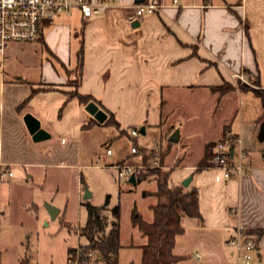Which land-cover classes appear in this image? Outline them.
Here are the masks:
<instances>
[{"label":"crops","instance_id":"crops-1","mask_svg":"<svg viewBox=\"0 0 264 264\" xmlns=\"http://www.w3.org/2000/svg\"><path fill=\"white\" fill-rule=\"evenodd\" d=\"M138 2L166 6L134 27L130 17ZM178 2L111 0L104 12L91 18L75 11L69 15L80 17L75 25L51 23L37 38L61 62L60 67L49 58L41 62L38 71H8L6 57L0 63V170L13 172L0 173V216L4 214L5 193V204H12L18 188L25 191L31 178L47 180L55 169L82 173L83 168L93 166L85 161L84 136L87 127L104 124L109 118L106 107L120 123L117 128L121 133L131 134V128L145 126V134L160 129L162 137L165 132L170 137L180 128L178 142L168 145L160 143L161 139L156 143L161 149L170 148L164 167L172 168L171 186L182 184L193 174L189 186L199 189L203 220L184 215L185 231L178 235L176 246L179 237L193 231L199 243L216 252L244 225L257 237L258 254L262 255L264 233L258 231L264 230V142L258 140V119L264 108L252 90L240 89L239 81L255 85L259 80L264 87V0ZM82 44L85 53L79 91L96 98L90 101L106 112L104 121L71 95L75 86L68 80L75 76L72 69ZM225 82L236 88L224 94L212 89ZM188 108L192 115H199L193 123L195 131L204 122V109L219 112L217 124L208 127L211 132L192 138L184 132L183 124H173L180 114L186 116ZM27 113L39 123L32 132L24 118ZM229 137L240 139L230 150L233 161H239L241 148L246 150L242 177L225 178L221 169L208 165L198 169L206 145ZM175 144L187 146L183 155ZM216 150L215 145L213 152ZM82 181L83 176L79 191ZM25 196L31 203L25 207L34 213L38 204L30 191L26 190Z\"/></svg>","mask_w":264,"mask_h":264},{"label":"rangeland","instance_id":"rangeland-1","mask_svg":"<svg viewBox=\"0 0 264 264\" xmlns=\"http://www.w3.org/2000/svg\"><path fill=\"white\" fill-rule=\"evenodd\" d=\"M79 21L80 17L76 13L74 16L60 15L54 19L53 23L75 25ZM74 51L75 44L72 55L75 54ZM47 58L57 67L61 66V62L41 40L18 41L6 49L4 66L8 71L28 68L38 71L41 68V62ZM1 68L0 64V72ZM189 110L190 108L187 109L186 116L180 114L173 124L178 125L177 127L183 124L184 132L190 133L192 138L211 132L208 127L217 124L219 112L206 108L204 109L206 112L202 114L204 122L199 127L200 130L195 131L193 123L199 115L195 117ZM161 132L157 129L135 138L131 134L121 133L117 126L111 123L92 125L87 127L85 132L83 154L85 161L93 166L83 168L82 173L72 169H55L50 172L47 180L31 178L26 183V190L32 193L33 199L38 204L34 213H30L25 207L31 204L26 200V190L18 188V193L16 192L10 205L5 204V193L4 214L0 216V264H19L26 257L30 258L33 264H67L69 247H75L87 241L80 232L87 221L88 213L85 205L87 199L83 197L87 189L92 192V196L88 199L91 203L102 205L108 200L104 212L109 217V223L113 221L119 223L120 240L123 244L119 251V263L141 264L140 246L147 242V237L138 226L133 224V213L137 211L145 220H153L151 205L157 202L154 192L158 188L155 175L151 174L147 179L133 184L129 181V176L120 177L118 170L107 164L120 162L136 166L143 161L139 170L144 172L154 168L166 170L164 164L170 148L161 155L165 148L162 146L159 150L160 164L155 163L157 159L155 154L158 149L154 146L157 140L162 139L160 143L168 144L169 136H166L165 132L162 137ZM107 145L113 150L111 157L107 156ZM133 145L138 146V153L131 152ZM175 146L178 147V153L181 155L187 150V146L180 144ZM143 148L146 149L145 160ZM81 175L84 181L79 191ZM46 203L60 208L61 211L55 218L47 212ZM116 206L120 208L119 215L115 214ZM194 234L195 232L190 231L179 237L174 252L183 255L184 258L174 264H235L227 242H222L216 252H212L199 243V236ZM197 251L201 253L199 257L196 255ZM261 252L258 263L264 264V248Z\"/></svg>","mask_w":264,"mask_h":264},{"label":"trees","instance_id":"trees-1","mask_svg":"<svg viewBox=\"0 0 264 264\" xmlns=\"http://www.w3.org/2000/svg\"><path fill=\"white\" fill-rule=\"evenodd\" d=\"M84 45L78 50L77 64L72 69L75 73L73 78L68 80L69 85L75 86V90L71 95L77 96L79 100L87 104L90 100L96 98L91 94H83L79 91L81 84L82 71L84 68ZM258 82V83H257ZM257 84L239 81L241 90H252L262 100L264 108V87L261 86L259 80ZM236 88L235 84L225 82L222 85L212 86L214 91L221 94L227 93L231 89ZM23 104L20 106V108ZM110 112L109 118L105 121L106 124L111 123L120 126V123L115 119L113 112L104 107ZM94 123H97L93 121ZM260 125L258 140L264 142V112L258 119ZM172 141H168V145H172ZM215 142H209L206 145L205 156L202 159L198 169L209 165L210 160L214 156L213 147ZM164 149L161 152L167 151ZM143 159L145 160V151L143 148ZM151 173H150V172ZM137 183L143 179H147L151 174L155 175L158 188L154 192L157 196V202L151 205L153 211V220H145L140 213L135 211L133 214V224L138 226L141 232L147 237V242L141 245L142 258L141 264H174L175 262L184 258L183 255H178L174 252L177 237L183 234L185 227L182 224V217L184 215L197 217L200 221L203 220L199 203V189L197 186H185L183 184L170 185L172 168L169 170H158L156 168L144 172L143 170H136ZM147 193V192H146ZM108 200L102 205H95L88 199L85 202L87 208V221L81 227V235L86 237L87 241L83 244L84 250H92L96 253V258L88 262V264H120L119 251L123 244L120 240V227L119 223L108 221V216L105 214ZM119 206L115 207V214L119 215ZM108 225H110L108 229ZM264 230H259L258 234L261 235ZM75 247L68 249V263L72 258ZM19 264H33L30 258L22 259ZM38 264H56V263H38Z\"/></svg>","mask_w":264,"mask_h":264},{"label":"built area","instance_id":"built-area-1","mask_svg":"<svg viewBox=\"0 0 264 264\" xmlns=\"http://www.w3.org/2000/svg\"><path fill=\"white\" fill-rule=\"evenodd\" d=\"M111 0H0V63L3 64L6 57V49L11 42L32 41L39 37L42 29L51 23L60 15H71L79 11L83 17L91 18L94 15L104 12ZM178 5V0H173ZM165 3H147L138 2L135 4V10L130 17L131 20L143 18L156 13L164 8ZM245 80V75H241ZM142 133L139 128H131V135L135 138ZM240 139L229 137L216 142V152L214 153L208 167L219 168L222 170L225 178L242 177L245 172L243 158L246 156V150L240 149L239 161H233L230 150ZM157 159L155 163L160 164L161 146L156 143L155 146ZM132 153H138L139 148L133 145ZM107 154L112 155L113 150L108 147ZM2 163H0L1 165ZM118 170L120 177L130 176L142 166H134L125 163H114L111 165ZM0 173L12 175L9 169L0 170ZM80 234V233H79ZM228 245L233 249V255L236 264H260L258 263L259 242L255 234L244 226L239 225L236 232L227 240ZM198 257L200 253L196 254ZM96 257L92 250H84L83 244L75 246V251L69 264H88Z\"/></svg>","mask_w":264,"mask_h":264},{"label":"water","instance_id":"water-1","mask_svg":"<svg viewBox=\"0 0 264 264\" xmlns=\"http://www.w3.org/2000/svg\"><path fill=\"white\" fill-rule=\"evenodd\" d=\"M141 23V21L139 19H135L132 21V26L137 27L139 26ZM86 109L92 114L94 115L99 121H104L105 118L107 117V114L105 111H103L94 101H89L86 104ZM25 121L28 124V127L30 129V131H34L38 126L39 123L35 121V118L33 117L32 114L27 113L25 115ZM142 134H145V126H141L140 129ZM169 140L172 142H178L180 140V128H176L172 134L169 137ZM193 179V174H190L189 176H187L183 181L182 184L185 186H189L191 181ZM129 181L132 182L133 184L137 183V179H136V173H132L129 177ZM91 192L87 189L84 193V197L85 198H90L91 197ZM46 208L48 210V212L50 213L52 218H55L59 212H60V208L51 204V203H46ZM262 264V263H260Z\"/></svg>","mask_w":264,"mask_h":264}]
</instances>
